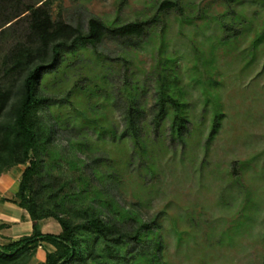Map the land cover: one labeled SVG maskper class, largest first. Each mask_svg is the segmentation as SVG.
Returning <instances> with one entry per match:
<instances>
[{
  "label": "rangeland",
  "instance_id": "obj_1",
  "mask_svg": "<svg viewBox=\"0 0 264 264\" xmlns=\"http://www.w3.org/2000/svg\"><path fill=\"white\" fill-rule=\"evenodd\" d=\"M39 1L0 0V26L11 20L2 28L0 63L28 35V13L14 17ZM163 1L51 0L52 19L84 33L91 18L107 26L152 24L140 38L107 36L96 51L76 50L61 72L44 78L41 88L54 101L43 117L62 157L45 166L68 180L86 177L88 185L74 182V191L107 224L126 231L137 226L132 217L156 218L165 264H264V0H168L176 8L158 12ZM163 58L186 105L182 139L171 134L170 116L159 130L152 124ZM125 85L135 88L144 115L142 155L130 139H119ZM215 106L220 124L208 140ZM70 161L79 168L70 169ZM23 169L2 175L9 174L11 196ZM46 223L47 233H60L56 221Z\"/></svg>",
  "mask_w": 264,
  "mask_h": 264
},
{
  "label": "trees",
  "instance_id": "obj_2",
  "mask_svg": "<svg viewBox=\"0 0 264 264\" xmlns=\"http://www.w3.org/2000/svg\"><path fill=\"white\" fill-rule=\"evenodd\" d=\"M39 3V6H26L23 13L14 17L17 19L28 13V35L24 43H16L9 49L0 63V177L17 166H24L17 192L3 202L25 211L32 224L31 235L0 245V264H28L41 243L51 245L54 250L46 253L44 261L39 264H165L156 218L150 223H141L137 216L132 217L137 226L126 231L116 224H107L95 209L82 203L74 191V182L88 185L86 177L80 175L68 180L45 166V161L54 166L62 157L52 148L53 125L43 117L45 107L54 101L41 88L44 78L61 72L60 67L73 58L76 50L90 48L96 51L107 36L142 37L152 20L107 26L101 20L91 18L84 33L78 27L53 20L49 8L51 0H40ZM176 5L172 1H163L158 12H169ZM10 22L6 18L0 26V41L6 32L2 28ZM224 28L230 31V28ZM68 53L72 57H67ZM170 62L167 58L157 62L159 87L152 124L159 130L163 119L170 116L171 134L182 139L187 133L186 105L179 96L178 81ZM75 88L85 91L78 83ZM124 89L128 106L123 113L125 125L119 139H130L142 155L143 111L133 91L135 88L125 85ZM220 114L215 106L208 140L217 133ZM109 133L115 138L114 131ZM68 164L70 169L79 168L74 161ZM237 165L236 162L233 164V175H236ZM111 176L119 180L117 176ZM76 217L81 219L80 222L75 221ZM46 219L58 223L59 234L41 233L39 223Z\"/></svg>",
  "mask_w": 264,
  "mask_h": 264
},
{
  "label": "crops",
  "instance_id": "obj_3",
  "mask_svg": "<svg viewBox=\"0 0 264 264\" xmlns=\"http://www.w3.org/2000/svg\"><path fill=\"white\" fill-rule=\"evenodd\" d=\"M8 175L9 174L0 177V245L17 241L32 233V224L28 214L13 204L3 202V199H11L13 197L11 196L12 194L7 193L6 187H9V184H7L9 181ZM47 220L48 219L39 223V228L43 234L47 233L44 230L47 226ZM53 249L51 245L41 243V247L37 250L35 257L40 258V262H42L45 259V253L52 252Z\"/></svg>",
  "mask_w": 264,
  "mask_h": 264
}]
</instances>
